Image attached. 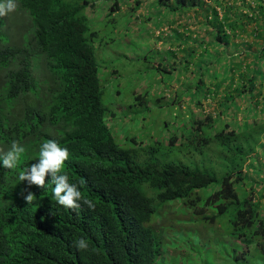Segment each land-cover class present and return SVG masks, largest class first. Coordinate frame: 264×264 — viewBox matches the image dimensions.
I'll use <instances>...</instances> for the list:
<instances>
[{
  "label": "trees",
  "instance_id": "obj_1",
  "mask_svg": "<svg viewBox=\"0 0 264 264\" xmlns=\"http://www.w3.org/2000/svg\"><path fill=\"white\" fill-rule=\"evenodd\" d=\"M97 1L103 12L106 9L104 18L115 13L143 19L147 7L164 10L165 18L194 10L201 16L200 25L211 30L205 33L212 35L217 46L226 47L232 38L245 35L236 58L225 57L238 77L234 91L219 101V117L210 112L192 115L186 124H179L181 132L175 129L164 143L143 144L127 135L120 136L123 144L117 142L111 120L117 114L103 104V79L95 57L94 42L100 32ZM128 1L132 6L123 9L122 3ZM17 3L18 8L8 17H0V155L13 142L25 150L13 169L4 168L0 160V264H155L161 236L154 231L157 219L153 215L172 209L171 201H179L185 208L183 217L201 216L213 223L230 215L233 242L242 249L235 258L264 260V210L261 199H254L258 183L264 197V179L252 181L250 191L239 185L246 179L244 167L261 163L256 152L264 151V120L254 115L264 113V0ZM173 31L169 39L178 48L181 40H198L187 29L185 35ZM205 38L202 35L199 47ZM192 47L180 58L170 49L161 51L171 54V64L180 65L175 72L182 74L188 72L195 52ZM203 54H209L208 50ZM201 71L196 72L193 84H183L184 88L174 92L171 104L179 105L183 98V102H192L190 95L203 85L205 93L212 85L221 86L215 71L210 73L209 84L203 81L209 76ZM146 97L145 93L135 94L141 104ZM161 98H155L159 105ZM247 98L238 123V109L232 108ZM230 112L232 126L225 121ZM49 139L68 149L62 174L77 186L83 199L93 201L94 210L83 200L79 209L60 206L53 196L50 175L44 188L20 181V173L38 162L40 145ZM200 154L204 161L215 156L214 170L201 168L207 165L195 160ZM221 158L225 170L217 176ZM27 191L35 194L31 204L24 199ZM209 210L213 212L207 213ZM79 238L87 242L86 250L74 246Z\"/></svg>",
  "mask_w": 264,
  "mask_h": 264
},
{
  "label": "rangeland",
  "instance_id": "obj_2",
  "mask_svg": "<svg viewBox=\"0 0 264 264\" xmlns=\"http://www.w3.org/2000/svg\"><path fill=\"white\" fill-rule=\"evenodd\" d=\"M130 5L132 6L131 1L122 3L123 9ZM96 6V14L99 16L96 23H98L97 28L100 32L94 42L95 57L104 80H102L103 104L109 108V111L112 110L117 114L111 119L117 142L123 144L120 136L127 135L141 140L143 144H150L149 142L154 140L164 143L163 139L172 134L175 129L180 133L179 124H186L192 115L210 112L213 116L219 117V101L223 95L233 90L238 77L236 71L230 70L231 63L227 62L225 57L236 58L240 52L237 48L241 49L244 45L245 35L232 38L231 43L226 47L217 46L212 43V35L205 33L211 30L200 25L201 16L194 10L181 14L183 18L180 20L175 19L174 16L166 20L164 10L147 7L143 10V19L132 20L131 17L122 14L115 16V13L104 18L106 9L102 11L103 7L99 1ZM10 14L11 12L5 17ZM103 18L105 20L101 22ZM185 29L188 30L187 34H193L194 38L198 37V40L195 42L187 40L186 43L181 40L182 44L178 48L175 45L176 41L169 37L173 38V30H179L185 35ZM202 35L206 36V41L204 40L205 44L199 47ZM236 43L242 44L236 45ZM189 47H192L195 52L191 57L188 72L177 74L174 69L179 70V63L177 62L174 68L171 58L168 59L171 54L161 50L170 49L180 58L187 55L184 51ZM180 48H183V51ZM205 49L209 54H203ZM216 60L219 61L218 64ZM169 68H172L170 74L166 73V69ZM199 70L205 71V76H209L208 79H203L206 84H209L210 73L215 71L221 83L220 89L212 85L210 93H205V85H203L198 87L195 94L190 95L192 102L186 100L183 102L185 99L183 98L179 105L171 104L174 92L181 90L186 84H193L198 76L196 72ZM258 87L259 85L257 89ZM216 88L219 89L218 94L215 93ZM138 93L148 95L145 103L137 102L135 94ZM159 96L162 97L161 105L155 101V98ZM247 102L248 98L242 103L240 100L234 109L232 108V111L238 109L236 111L238 123H240L239 117L245 114L244 107ZM118 107H120L119 111ZM252 109H258V107ZM230 114L231 112L226 114L227 117H223H226L225 121L227 120L232 126L231 122L234 119ZM254 115H256L255 118L264 120V113L256 111ZM164 122L169 123L164 126ZM160 150H165V147ZM211 155L212 158L207 156L206 161L202 159L201 154L195 156V160L202 166L207 165L201 168L213 169L212 159L215 156ZM257 156L261 163H255L251 167L247 164L243 169L246 179L239 183L247 191H250L248 186L252 184V181L258 183L264 179V163H262L264 162V151L257 150L256 159ZM217 161L219 162V168L216 169L219 172L217 176H220L225 170L220 163H225V161L224 158ZM259 184L255 186L258 192L254 193V199L256 201L261 199V206L264 210V197L260 194L262 190ZM241 194L244 192L242 191ZM179 203V201H171L169 204L173 208L167 209L169 213L158 210L153 215L154 219H157L153 221L154 231L161 236L160 255L155 264H264V260L258 259L253 262V259H249L248 256L241 259L235 258L242 249L240 245L233 242L230 215L220 216L213 223L203 220L201 216L185 215L183 217L185 208ZM212 212L209 210L207 213Z\"/></svg>",
  "mask_w": 264,
  "mask_h": 264
},
{
  "label": "clouds",
  "instance_id": "obj_3",
  "mask_svg": "<svg viewBox=\"0 0 264 264\" xmlns=\"http://www.w3.org/2000/svg\"><path fill=\"white\" fill-rule=\"evenodd\" d=\"M18 8L17 0H0V17L8 15ZM24 148L16 142L12 143L10 150L0 155L4 168L13 169L17 166L20 154L24 152ZM70 153L66 147L62 148L56 140L49 139L40 145L38 162L33 163L30 168L23 171L19 175L20 181H27L28 185H35L39 188H44L46 176H51V181L54 184L52 189L55 201L68 209H79L83 200V204L90 210H94L95 204L93 201L83 199L81 192L75 184L68 182V176L62 174V169L65 161ZM83 183V181H81ZM26 191V190H23ZM23 195V192H22ZM34 193L27 191L24 199L27 204L33 202ZM74 246L78 250H86L88 244L83 238L74 241Z\"/></svg>",
  "mask_w": 264,
  "mask_h": 264
},
{
  "label": "crops",
  "instance_id": "obj_4",
  "mask_svg": "<svg viewBox=\"0 0 264 264\" xmlns=\"http://www.w3.org/2000/svg\"><path fill=\"white\" fill-rule=\"evenodd\" d=\"M181 14H183V13H178V12H175V13H174V15H175V19H178V18H179V20H180L181 18H183ZM167 16H168V17H167V18H165L166 20H168V18H170V17H171V15H169V14H168ZM172 17H173V15H172ZM171 21L173 22V20H171ZM168 27H170V28H171L172 26H171V25H168Z\"/></svg>",
  "mask_w": 264,
  "mask_h": 264
}]
</instances>
